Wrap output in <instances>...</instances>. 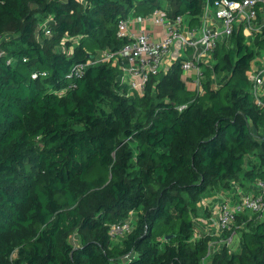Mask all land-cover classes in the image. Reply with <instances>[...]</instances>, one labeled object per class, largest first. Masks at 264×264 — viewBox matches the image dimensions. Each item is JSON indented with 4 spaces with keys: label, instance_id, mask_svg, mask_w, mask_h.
<instances>
[{
    "label": "trees",
    "instance_id": "16d2710c",
    "mask_svg": "<svg viewBox=\"0 0 264 264\" xmlns=\"http://www.w3.org/2000/svg\"><path fill=\"white\" fill-rule=\"evenodd\" d=\"M220 1L0 0V264H264V214L196 236V219L211 217L204 197L238 199L264 180V107L248 76L264 38L235 30L220 43L203 93L179 62L142 96L118 93L109 65L72 76L126 43L118 24L130 12L196 22ZM130 219L120 240L110 234Z\"/></svg>",
    "mask_w": 264,
    "mask_h": 264
},
{
    "label": "built area",
    "instance_id": "2783aa9c",
    "mask_svg": "<svg viewBox=\"0 0 264 264\" xmlns=\"http://www.w3.org/2000/svg\"><path fill=\"white\" fill-rule=\"evenodd\" d=\"M135 12L120 19L118 24V37L126 43L119 49L99 51L87 61L76 64L72 76H83L91 67L109 65L118 70V93L125 97L142 96L153 77L167 74L179 62L184 81L189 84L191 80L196 91L203 93L204 68L206 65L212 68L209 60L220 42L227 40L229 44L235 30L246 33L248 41L259 36L264 38V0H222L214 7L206 2L199 23L193 28L186 14L172 17L167 9H155L149 15L136 17ZM145 26L147 30L142 28ZM39 30L47 37L51 36L47 22ZM8 38L7 35H0V44ZM174 50L173 61L168 63L167 59ZM258 59L263 60L264 55L263 59ZM248 76L256 104L264 107V69L256 70ZM37 77V74L33 75V78ZM254 190L256 193L240 192L238 199L232 195L223 199L219 205L218 234L214 236L230 229L236 218L246 211L264 214V180H259ZM133 223L134 219H130L115 224L110 234L114 237L123 236L131 231ZM232 241L233 237L226 242ZM222 242L210 243L209 258Z\"/></svg>",
    "mask_w": 264,
    "mask_h": 264
},
{
    "label": "crops",
    "instance_id": "0c3cea01",
    "mask_svg": "<svg viewBox=\"0 0 264 264\" xmlns=\"http://www.w3.org/2000/svg\"><path fill=\"white\" fill-rule=\"evenodd\" d=\"M135 16L138 17V16H145V15L142 14V13H140V14L139 13L138 14L135 13ZM188 21H189L190 26L192 28L196 27L198 25V23H199V20L196 21V22L191 21L190 17L188 18ZM142 28L147 30L146 26L142 27ZM244 35L246 36V33H244ZM220 43H225V46L230 47V43L227 44V40L222 41ZM175 52H176V50H174L172 55H171V57L167 59L168 63L170 62V60L173 61V55L175 54ZM263 55H264V50L260 51L259 55H257L254 58V60L252 61L251 68H250V71H249L248 75H250L251 73H253L256 70L264 69ZM258 58H262L263 60H259ZM209 61H210V67H211V64H212V68H213L214 55ZM205 67H208V66L206 65ZM212 68H210V69H212ZM213 83H214V86H217V84H216L217 82L215 80H213ZM191 84L194 85V83L191 80H190L189 84L186 83L187 88L190 89V90H196L195 85H194L195 88H193V89L190 88ZM240 192H246V191H244L242 189H239L238 197H239V193ZM229 196L230 195H225V194L218 193V194H212L210 196H207V197L203 198L202 202L200 203V207L203 209L204 212L210 214L211 217L210 216L209 217H205V216L201 215L200 217H198L196 219L197 234L199 236L202 235V234H205V235L207 234V235H212V236L218 234L217 221H218L219 205L223 201L224 198H227Z\"/></svg>",
    "mask_w": 264,
    "mask_h": 264
},
{
    "label": "rangeland",
    "instance_id": "374dc122",
    "mask_svg": "<svg viewBox=\"0 0 264 264\" xmlns=\"http://www.w3.org/2000/svg\"><path fill=\"white\" fill-rule=\"evenodd\" d=\"M190 88L193 89V88H195V87H194L193 84H191V85H190ZM204 235H205V234H204ZM72 240H73V242L76 243L78 239H77V237H74ZM117 240H120V237H118ZM231 243H232V245H231V249H232V250H237V248L239 247V236L236 235V236L234 237V240H233Z\"/></svg>",
    "mask_w": 264,
    "mask_h": 264
}]
</instances>
